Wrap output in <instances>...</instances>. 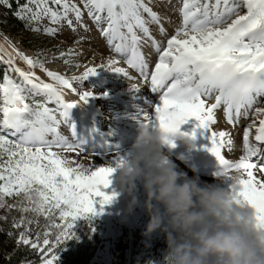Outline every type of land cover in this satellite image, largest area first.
<instances>
[{
    "label": "snow or ice",
    "instance_id": "snow-or-ice-1",
    "mask_svg": "<svg viewBox=\"0 0 264 264\" xmlns=\"http://www.w3.org/2000/svg\"><path fill=\"white\" fill-rule=\"evenodd\" d=\"M155 6L175 13L177 19L172 21L167 12L162 15L155 11L149 0H82V7L76 0H26L14 14L33 22L47 17L52 25L66 23L71 28L74 21H82L86 11L100 26L107 43L117 54L126 56L125 62L158 94L159 103L152 114L144 113V124L175 132L188 118L195 117L196 127L210 133L207 150L220 165L243 172L236 202L251 207L257 227L264 228V107L257 106L264 102V0H156ZM166 19L173 24L171 34L163 26ZM150 24L159 26L163 42L152 36ZM31 30L41 31L38 26ZM43 32L53 35L57 28L45 26ZM142 39L149 40L157 54L151 67L141 51ZM72 54L70 48L61 52L60 58ZM17 60L27 69L18 66ZM0 64L8 66L0 78V207H15L22 213L19 221L13 220L14 227L25 228L17 244L38 251L40 264H56L64 242L79 239L73 231L75 221H90L97 214V204L102 211V206L117 195L103 189L124 163L118 156L114 165L86 167L52 150L55 146L84 155L70 111L80 102L87 103L94 93L91 87L80 90L74 82H83L100 67L134 78L124 67H117L118 60L112 57L105 65L86 67L80 76L69 78L48 69L40 52L29 56L7 40L0 43ZM37 67L52 82L41 79L34 71ZM131 87L140 88L137 84ZM66 89L78 98L66 102ZM213 93L214 102L209 104ZM33 94H43L47 99L44 103L32 101ZM48 102L56 107H48ZM221 106L228 123L241 118L249 121L243 128V152L237 159H228L222 152L226 146L230 150L234 147L230 133L211 129ZM62 122L70 125L73 141L58 131ZM252 132L254 136H250ZM185 134L194 138L195 131ZM169 145L174 146L173 142ZM6 197L19 201L6 205ZM23 213L48 220L46 227L58 229L54 239L44 231L33 240L30 226L34 221ZM57 215L60 223L53 222Z\"/></svg>",
    "mask_w": 264,
    "mask_h": 264
},
{
    "label": "rangeland",
    "instance_id": "rangeland-1",
    "mask_svg": "<svg viewBox=\"0 0 264 264\" xmlns=\"http://www.w3.org/2000/svg\"><path fill=\"white\" fill-rule=\"evenodd\" d=\"M13 1L15 5L20 2V0ZM9 2L10 0H2V2H0V43H4L5 40H7L8 42L14 44L19 50L29 52L30 56H36L37 52H40L41 58L44 60L45 64H51L54 67L63 71L64 73H69V75L71 76H80L84 72L86 67L105 65L106 60H108L109 57H112L110 56V54H114L115 50L112 45H109L107 43V38L101 34L100 26H97L94 23V21L87 15L86 11L83 15L82 21L78 23L74 21L73 27L70 28L66 25V23L52 25L47 17H44L42 20L35 22L30 21L27 18H17L14 13L17 11L18 5L16 6V8H13V6L7 7L6 5L9 4ZM25 2L26 0H24V3ZM149 2L153 4L154 10L161 13L162 15L167 12V10L163 6H155L156 0H149ZM76 3L81 5L82 7V0H76ZM173 3H175V0H173ZM12 9L14 10L12 11ZM167 14L171 17L172 21H175L177 19L175 13L167 12ZM83 25H86L87 27H84ZM36 26L41 29L40 32H34L31 30L33 27ZM45 26L55 27L57 28V32L53 35L46 34L43 32V28ZM163 26L169 34H171L174 30L173 24L169 23L167 19L163 21ZM149 27L152 36L155 39L163 42L165 37L160 34L158 29L159 26L157 25L156 27V24H151ZM145 40L146 39H143L142 43ZM148 45L152 46L151 42H149ZM70 48L73 50V54L71 56H65L64 58H60V53L67 52ZM149 52H152V55L151 57H148L147 60L149 61V65L151 67L154 65L155 60L157 59V54L154 49L149 50ZM53 57L56 58L52 59ZM65 60L69 61V63H65ZM117 60L119 61L116 66L124 67L128 71V73H133L129 75L134 79L125 78V76L121 73H117L114 71H110L106 68L100 67L96 69L95 75H90V79L84 80L86 81V83L84 81L74 82V84L80 90H87L91 87L92 90L99 89L98 92L100 94L102 92L105 93L107 89L113 90L115 87H118L119 93H117V95L115 96L117 97V100H115V102L109 103V106H107V110L109 111V114L107 116L108 121L112 120L113 111L118 112L123 118H125V114L129 116H138L136 114L140 113V109L144 107L142 106L143 103L141 102V100L135 103L136 109L133 108L134 103H129V101L127 103L128 105L124 107L120 105L121 101L124 100V98H120L121 96L128 94V96L130 97H135L139 99L140 94L138 92L144 91V88L141 90L133 89L131 87L132 84H137L139 87H142L147 84L140 78V73L138 71L129 69L130 66L125 62L126 56L118 57ZM7 67L8 66L5 64H0V70L2 71V74L7 69ZM10 75L13 78L16 77L15 72H10ZM92 76L97 77L94 79ZM106 85L109 87H107ZM121 89H126L129 93H127V91L125 90L122 91ZM96 92L94 93V97H101L100 94L97 95L98 93ZM152 93L153 95L150 94L148 96L152 97L153 100L151 101V104H154V102H156V99L159 100V97L157 93ZM213 95L214 93L212 94V96ZM105 96L106 95H103L102 97L104 98ZM31 99L32 101L40 103H44L46 101V99L44 100L43 96L37 94H33ZM88 99H90V97ZM210 100H212V97L209 98L207 101L209 102ZM49 105L50 103L48 102L47 106L50 108H54ZM258 105H260L261 107V105H263V102ZM129 109H131V111H129ZM220 109L221 111H223L222 108ZM146 112L152 114L154 112V106L153 111H143L142 113ZM216 117L217 120L221 118V116L219 115H216ZM191 118L195 119V117H190V119ZM245 122H247V120L241 118L238 122L235 123L242 132L243 128L247 125ZM141 123H144V119L141 120ZM124 126H129L128 121H125ZM231 128H235V125H232ZM69 130H71V128H68V126L64 127V129L61 127H59L58 129V131H65L68 135H70L72 132ZM227 132L231 135L230 131L227 130ZM127 134L128 133H126V135ZM209 135L210 133L208 132V130L204 129L192 142L195 145L193 149H196V153H198V155L202 157H205L204 155H206L207 153V146L210 144V141L208 139ZM120 136L123 137V135ZM135 137L137 138V136ZM134 142H131L128 145L123 144L119 147V149L113 148V150L111 151L108 150L102 153L93 151H83L84 155L82 156H89L92 158H83L82 156L77 155L75 152H68L62 148H57L55 146H53L52 150L59 152L61 155L68 156L74 159L77 163L84 164L86 167L90 165L102 166L108 164H105V161L102 160H104L105 158H111L112 156H115L118 153H129L131 155L133 153L132 146ZM238 151L239 148L234 146L231 150H227L226 148V150L224 151L225 154H223L226 156L231 154L234 155L238 153ZM126 157L123 156V158ZM231 159H235V157L232 156ZM110 164L114 165L113 159ZM116 173V170L112 173L110 177V185L107 188H104L103 190L108 193L114 191L115 193H117V195L111 200L110 203L104 204L102 206V211H100L101 205L97 204V214L93 215L90 221L85 218H78L74 223L73 231L76 233L77 236L87 234V237H91L92 234H97V237L99 238L100 242L92 255L91 262L113 264V252L115 243L118 238L122 235V232L127 229V238L131 240L133 246V253L131 255V258L134 264H164L166 259L167 247L164 234L159 231L153 232L151 234H146L144 231L148 221V215L143 206V201L145 197L142 184L140 182L137 183L136 196L138 200V205L134 208L131 213H128L126 211V208L130 197L127 194L120 193L118 186L115 182ZM223 183L222 181L220 182L215 180L214 182L200 184H215L220 187H229V185H224L226 184V182L224 184ZM18 201L19 198L17 197L12 200L14 204H17ZM56 219L59 220L58 215L54 218V220ZM96 221L100 222V227L98 230L96 229L95 225ZM82 222H85L84 225L82 224ZM90 224L91 227L89 226ZM92 228H94V231L92 230ZM58 258H60V253L58 254ZM27 263L28 262H24L22 264Z\"/></svg>",
    "mask_w": 264,
    "mask_h": 264
},
{
    "label": "clouds",
    "instance_id": "clouds-1",
    "mask_svg": "<svg viewBox=\"0 0 264 264\" xmlns=\"http://www.w3.org/2000/svg\"><path fill=\"white\" fill-rule=\"evenodd\" d=\"M174 140L195 146L179 129L141 125L133 153L115 175L120 193L130 197L126 211L138 205L140 182L148 215L144 231L164 234L165 264H264V228L257 227L251 207L236 202L243 172L221 167L214 175L230 180L229 187L201 185L170 161L166 147Z\"/></svg>",
    "mask_w": 264,
    "mask_h": 264
},
{
    "label": "bare ground",
    "instance_id": "bare-ground-1",
    "mask_svg": "<svg viewBox=\"0 0 264 264\" xmlns=\"http://www.w3.org/2000/svg\"><path fill=\"white\" fill-rule=\"evenodd\" d=\"M78 23V22H77ZM151 25V24H150ZM149 25V26H150ZM155 26V25H154ZM157 27V25H156ZM159 29V28H158ZM107 38V37H106ZM143 40V39H142ZM150 42L149 40H145L143 41V43L141 44V51L145 54L146 58L148 57H151L152 55V52H149V50H152L154 49L152 46L148 45V43ZM114 48V46H113ZM87 49V48H86ZM24 52V51H23ZM146 52V53H145ZM27 55L30 56V53L29 52H25ZM82 55V54H81ZM95 55V54H94ZM110 56L114 57V58H118V57H122L124 55L122 54H117L115 51H114V54H110ZM84 60V59H83ZM107 61V60H106ZM119 61V60H118ZM17 65L22 67V68H25L27 69V66L23 64L22 61H19L17 60ZM93 65V64H92ZM121 65V64H120ZM45 66L50 69V70H53V71H57L59 73H61L62 75H65L66 77H73L71 75H69V73H64L63 71H61L60 69L54 67L53 65L51 64H45ZM129 69H132L134 71H137L135 68H132L130 67ZM34 71L36 72V74L38 76L41 77V79H43L44 81L46 82H52L50 80L49 77L46 76V74L40 70L39 67L35 68ZM110 72V71H109ZM133 72V71H132ZM136 73V72H135ZM134 73V75H135ZM68 74V75H67ZM100 74V73H99ZM109 74V73H108ZM112 74V73H110ZM130 75L133 74V73H129ZM107 75V74H106ZM106 75H105V78H106ZM129 75V76H130ZM93 77V76H92ZM97 76H94L93 78L95 79ZM104 77V76H102ZM92 78V80H93ZM125 78H127L125 76ZM90 79V76L87 77L86 80ZM86 83V81H84ZM127 82V81H126ZM97 83V82H96ZM107 86V85H106ZM109 87V86H107ZM144 88V91L142 92H138L140 94V97L139 99H145V98H149L150 99V102L146 103V102H143L141 100V102H143L142 107L140 109V113L136 114L138 115L139 117L138 118H123L121 116V114H119L118 112H115L113 114V117L115 116L116 120H118V122H115L113 127L114 129H116V131H113V130H109L108 127L107 128H100L98 125V122H95L99 119V115H100V111L98 112H95L93 111V109L91 108L92 105L89 103V99L87 101V103H84V102H80L78 104H76L70 111V121L71 123H73L75 125V132H76V139L78 141H80V147L83 151L85 152H98V153H102V152H106L108 150H113V148H118L123 145V144H129L131 142H134L136 140V137L135 136H138V133H139V130H140V127L142 124L144 123H141V120L144 119V113H142L144 111V109L148 108L147 111H153V106H155L157 103H159V100L156 99V102H154V104H151V101L153 100L151 96H148L150 95V89L147 85H144L142 87H140L138 90H141ZM112 90V89H111ZM107 89V91H105V93H99V89L97 90H92L93 93H98L97 95L100 94L101 97L97 96V100H100L99 102L105 104L106 103V100H108L107 98L109 97H112L113 98H116L115 96L117 95V93H119V89L118 87H115L112 91ZM122 91H127L126 89H121ZM114 91H117V92H114ZM127 93H129L127 91ZM153 95V93H151ZM40 96H43L44 97V100L47 99L43 94H39ZM95 95V94H94ZM94 95L90 96V98H93ZM103 95H106L104 98L102 97ZM131 95V94H130ZM216 93L212 96V100H210L209 102L210 103H213L214 102V97H215ZM128 94H125L124 96H121L120 98H125L127 97ZM36 97V96H35ZM130 97V96H128ZM78 97L76 96L75 93L71 92V90H65L64 91V100L66 102H70V101H73V100H76ZM42 99V98H41ZM130 101V99L127 100V102ZM262 101H264V99H262ZM115 102V101H114ZM207 101V103H209ZM50 105H52L51 107H56V105H54L55 103L54 102H49ZM260 104V103H259ZM49 105V106H50ZM135 105V104H133ZM258 107H260V105H257ZM261 107H264V102H263V105H261ZM221 108L223 109V107L221 106ZM136 109V108H135ZM129 111H131V109H129ZM137 111V110H136ZM139 111V110H138ZM216 115H219L221 116L220 119L217 120V122L211 126V129L213 131H230L231 132V137L232 139L234 140V146L239 148V151L238 153L236 154H231V155H228L226 156V158L228 159H231L232 156L235 157V159H237L239 157V155L242 154L243 152V142H242V131L239 129V127L233 123V124H230L228 123L227 119L225 118L224 116V113L223 111H221V109H217L216 110ZM250 119V118H249ZM125 121H128V127H125L124 126V123ZM248 120L247 122H245L246 124H248ZM198 123V121H197ZM240 123V122H239ZM238 123V124H239ZM184 123H182L180 126H179V130L182 128ZM232 125H235V128H231ZM68 126V128H70V125L69 124H66V123H61L60 127L64 129V127ZM91 126L93 127V131L90 132V128ZM96 128H99L98 130ZM205 128H200L199 132L200 133L201 131H203ZM207 130V129H205ZM71 131V130H69ZM119 131V132H117ZM123 131V132H122ZM60 134L62 136H65L69 141H73L74 140V137L72 136V133L70 135L67 134V132H63V131H59ZM126 133H128L126 135ZM254 132H252L250 134V136L253 135ZM106 134V135H105ZM120 135H123L120 136ZM198 135V134H197ZM196 135V136H197ZM71 137V138H70ZM49 139H51V136H49ZM192 142H193V139H192ZM184 145L186 146V148L188 150L189 149V146L187 144L184 143ZM230 150L227 146L222 150V152L224 153V151L226 150ZM131 149V148H130ZM129 150V149H128ZM127 150V151H128ZM126 151V150H125ZM190 152L202 163H210L212 161H216L217 158L216 156L209 152L207 150V153L206 155H204L205 157H202L200 155H198V153L194 152V151H191ZM169 154V153H168ZM225 154V153H224ZM130 157L131 155L129 153H118L117 155L115 156H112L111 158H105L104 160L102 161H105L104 163H108L110 164V162H112V159L113 161H115L117 159V157ZM83 158H92V157H89V156H82ZM110 157V156H109ZM231 157V158H230ZM124 158V160L126 159ZM169 159L170 161L175 165L176 169L178 171H183L187 174L188 177H193V176H196L198 177V182L199 183H207V182H214L215 180L217 181H224V183L226 182V184L224 185H230V180L228 179H224V180H219L218 178L215 177V173H212L210 175L208 174H202V173H197V172H194L190 169H188L187 167H185L181 162H179L174 156H172L171 154H169ZM95 160V159H93ZM218 161V160H217ZM116 171H118V169L116 168ZM205 185V184H203ZM222 185V184H221Z\"/></svg>",
    "mask_w": 264,
    "mask_h": 264
},
{
    "label": "trees",
    "instance_id": "trees-1",
    "mask_svg": "<svg viewBox=\"0 0 264 264\" xmlns=\"http://www.w3.org/2000/svg\"><path fill=\"white\" fill-rule=\"evenodd\" d=\"M13 8L17 5L24 3V0L15 5L13 0L9 2ZM14 9H12L13 11ZM2 71L0 70V78H2ZM16 197H6V205H15L12 200ZM22 213L15 207L9 208L7 206L0 207V264H22L24 262H31V264L40 263V254L38 251L31 250L28 246L18 245L17 237L20 232L25 231L24 227L16 228L13 225V220L19 221ZM23 215L32 219L34 222L31 224L30 236L33 240L36 239L37 233L48 231L49 238L54 239L58 229L54 227H46L49 221L44 217H34L32 213H23ZM55 223H60L58 219L54 220ZM85 222H82L84 225ZM96 229L100 227V222L96 221ZM12 233L9 236V233ZM128 230L125 229L122 235L118 238L114 247V263L113 264H134L131 255L133 253V246L131 240L127 238ZM79 239L72 238L64 242L60 253V258L56 264H104L91 262L92 255L95 252L100 240L97 234H92L87 237V234L78 236ZM43 235H41V240ZM165 264V263H164Z\"/></svg>",
    "mask_w": 264,
    "mask_h": 264
}]
</instances>
